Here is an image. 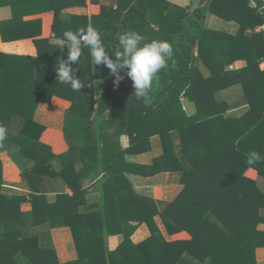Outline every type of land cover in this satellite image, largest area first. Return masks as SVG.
Masks as SVG:
<instances>
[{
	"label": "trees",
	"instance_id": "obj_1",
	"mask_svg": "<svg viewBox=\"0 0 264 264\" xmlns=\"http://www.w3.org/2000/svg\"><path fill=\"white\" fill-rule=\"evenodd\" d=\"M112 1L115 7H101L90 19L73 15L65 22L61 14L85 8L86 0H0V7L12 10L11 20L0 25L2 42L32 39L37 50L36 58L0 52V124L8 129L0 150L15 153L31 193L25 197L3 189L0 162V264H60L55 251L41 248L38 235L29 232L55 218L60 223L51 224L69 228L77 253V260L64 264H193L187 258L200 264H257L256 250L264 248V190L245 173L254 169L264 179V162L246 163L253 150L264 155V72L259 70L264 30L252 37L246 32L264 26L263 2L199 0L189 11L165 0ZM26 9L53 14L50 38L93 27L114 55L119 35L135 30L149 41L167 40L174 55L153 81L147 105L134 97L135 89L123 96L121 85L128 77L114 87L115 77L104 65H93L87 48L72 65L82 82L74 91L56 81L55 66L67 58L66 46L38 39L39 29L22 21ZM208 14L239 27L213 32L205 26ZM239 60L246 62L243 69L225 72ZM255 76L259 80L246 88L243 77ZM238 84L249 109L241 117L225 118L229 106L216 95ZM53 98L69 103L64 120L68 150L58 156L40 141L44 127L32 120L38 104ZM181 98L194 104L193 116L185 114ZM123 135L129 139L125 150L119 143ZM154 136L162 155L150 166L128 163L127 155L147 152ZM92 169L102 173V198L97 211L80 213ZM166 172L180 174L183 186L171 202L141 195L128 178ZM53 180L64 182L72 196L58 195L48 203V188L42 185ZM25 202L31 206L28 212L21 209ZM155 218L168 236L186 232L190 239L166 241ZM143 223L149 237L134 245L131 237ZM117 235L123 241L111 251L108 238Z\"/></svg>",
	"mask_w": 264,
	"mask_h": 264
},
{
	"label": "crops",
	"instance_id": "obj_2",
	"mask_svg": "<svg viewBox=\"0 0 264 264\" xmlns=\"http://www.w3.org/2000/svg\"><path fill=\"white\" fill-rule=\"evenodd\" d=\"M172 5H176L181 9H186L189 11H193L195 7H193V3L191 0H165ZM263 6L261 10H264V0ZM184 3V4H183ZM199 4V0H197L196 5ZM198 5V6H199ZM115 7V4L112 0H96V2H92L91 0H86L85 8H73L69 9L61 14V20L68 21L73 15H82L87 16L89 19L93 16H96L100 13L101 7ZM197 6V7H198ZM196 7V8H197ZM250 7L252 9H256V2L251 1ZM194 8V9H193ZM29 11L30 9H26ZM38 12V11H36ZM33 10L26 13V16L22 18V21L25 22V25L28 26L29 23H32L33 29L35 26L39 29L40 33L38 34V39H47L49 43L53 45H59L57 40L54 38H50L51 29L53 25V14L51 12L41 11L36 13ZM165 13H167L165 11ZM12 18V10L10 6L0 7V25L7 23ZM206 28L211 26L213 29L211 31L218 32H236L238 29V24L234 22H225L212 14H208L205 22ZM29 29V28H28ZM254 29H257V33L264 30V26H257ZM252 30V29H251ZM248 30L246 34L249 32ZM256 33V34H257ZM255 34V35H256ZM254 36V35H253ZM252 37V36H251ZM61 46V45H59ZM66 46V45H64ZM0 52L6 54H15V55H25L27 57L36 58L37 50L32 41V39L25 40H17V41H9L2 42L0 37ZM235 67V72L240 71L246 66V62L244 60L235 61L233 63ZM234 67H230L231 69ZM259 70L264 72V60L260 63ZM203 76H207L209 74L206 73L205 70H201L200 72ZM259 77V76H258ZM238 86H234L226 91V95H221V100L225 101L229 110L225 113V118L228 117H241L244 115L249 107L246 104H237V99L235 98L233 90ZM133 88V82L127 78L123 81L121 85V92L123 96L129 95ZM232 90V91H231ZM229 94V95H228ZM239 94V93H238ZM55 102L53 104L48 105L46 103L38 104L34 114H33V123L43 126L44 130L42 132L40 141L44 144H47L51 147L53 153L58 156L62 155L68 150L67 142L69 139L65 138L64 135V120H65V112L69 106V103L58 99L53 98ZM245 100V99H244ZM182 109L187 116H193L195 114V106L193 103L189 102L181 98ZM51 106L54 113L52 115L45 114L42 111L43 108ZM247 108V109H245ZM244 109V113L240 114L239 111ZM150 149L147 152L140 154H132L127 155L126 159L128 163L137 165V166H150L152 164L153 159L162 155V145L158 136H154L150 138ZM120 147L125 150L129 147V139L127 136L123 135L120 138ZM173 145L176 151L180 148L179 140H173ZM3 146V145H2ZM1 146V147H2ZM13 151L7 150L3 148L0 150V162H1V178L3 189H7L9 192L13 194H22L25 197H30L31 193L28 188L27 182L22 177V170L19 168V165L16 163L17 160L13 158L11 155ZM15 154V153H13ZM22 159V158H21ZM22 165H25V159L23 158L20 161ZM21 168H25V166H21ZM246 177L253 180L257 186L264 190V179L260 178L256 171L253 169L247 170L245 173ZM102 177V173L100 174L97 169H92L89 176L85 180V196L84 203L78 208L80 213L90 211L95 212L99 208V204L101 201V193H100V179ZM93 178V179H92ZM130 183L133 188L139 192L141 195H144L150 199H153L156 202H171L173 201L182 190V186L179 184L180 174L178 173H160L154 176H139L130 174L128 176ZM45 188H48V192L46 194L48 203H53L56 201L58 195L67 194L72 196V192L67 185L62 181L49 182L47 184H43ZM4 192V190H3ZM21 209L25 212L31 210V206L28 202L22 204ZM61 219L55 218L53 221L49 220L47 224L40 226L35 229H31L29 232H35L39 238V244L41 248L45 249H53L56 253L57 261L60 264H64L67 262H73L77 260V253L75 249V245L72 239L71 232L69 228L60 226L58 227L56 224H51L53 222L60 223ZM155 221L163 234L166 241H175V240H189L190 237L186 233L182 232L173 236H168L165 233V230L158 218H155ZM149 237V231L146 225L140 224L136 227L131 241L134 245L139 244L146 240ZM123 241V237L121 235L111 236L108 238V249L113 251L121 242ZM256 260L257 264H264V248H258L256 250Z\"/></svg>",
	"mask_w": 264,
	"mask_h": 264
},
{
	"label": "clouds",
	"instance_id": "obj_3",
	"mask_svg": "<svg viewBox=\"0 0 264 264\" xmlns=\"http://www.w3.org/2000/svg\"><path fill=\"white\" fill-rule=\"evenodd\" d=\"M54 39L59 45H66L68 50L67 58L61 59L59 65L55 66L56 81L70 85L74 91H80L82 82L72 65H77L83 55V49L87 48L93 65H104L115 77L114 87L118 88L120 82L127 76L133 82L134 97L143 99L146 105L153 81L157 74L168 66V61L174 55L167 40L149 41L146 36L135 30H128L119 35V50L114 55L107 52L101 34L93 27L76 32L67 30L61 37ZM121 72L125 75H120ZM7 133V127L0 124V142L5 140ZM259 162H264V155L259 151L247 153L246 163L252 165Z\"/></svg>",
	"mask_w": 264,
	"mask_h": 264
},
{
	"label": "rangeland",
	"instance_id": "obj_4",
	"mask_svg": "<svg viewBox=\"0 0 264 264\" xmlns=\"http://www.w3.org/2000/svg\"><path fill=\"white\" fill-rule=\"evenodd\" d=\"M192 1V3H193V7H197L199 4H197L196 5V3H197V0H191ZM184 4V3H183ZM194 9V8H193ZM208 28H210L211 30H218V29H213L211 26H208ZM257 30V29H256ZM214 32V31H213ZM51 44V43H50ZM53 45V44H52ZM202 49H204L205 51H206V53H209L208 52V49L207 48H205V47H201ZM233 63L234 62H231L229 65H227V68L225 69L226 71L225 72H227V71H229V72H235L234 70H235V67L233 66ZM234 67V68H230V67ZM258 77V76H257ZM256 76H255V78H248L247 80H246V78H244L243 77V83L246 85V88H248V83H249V81H256V80H259L258 78H257ZM235 86H238L237 88H235V90H231L232 92H234V95H237V96H235V98L237 99V104H245V100H244V91H243V88H242V86L241 85H235ZM234 87V86H233ZM239 93V94H238ZM220 94V93H219ZM216 98H217V100H219V101H222L220 98H221V95L220 96H218V95H216ZM186 100V99H185ZM53 102H55L54 100H52L48 105H51V104H53ZM245 109H247V108H245ZM42 111L43 112H45V114H48V115H52L53 113H54V111H53V109H52V107L51 106H48V107H46L45 106V108H43L42 109ZM246 111V110H245ZM244 111V109H241V111H239L240 112V114H242V113H244L245 112ZM47 145V144H46ZM254 170V169H253ZM257 173V172H256ZM258 175V174H257ZM182 186V185H181ZM182 189H183V186H182ZM181 192V191H180ZM58 227H60L61 225H57ZM62 227V226H61ZM184 233H186V232H184ZM187 234V233H186ZM187 235H189V234H187ZM190 237V236H189ZM187 259H189L190 260V262H192L193 264H200L199 262H196V261H194V260H192L191 258H187ZM205 264H210V263H205Z\"/></svg>",
	"mask_w": 264,
	"mask_h": 264
},
{
	"label": "water",
	"instance_id": "obj_5",
	"mask_svg": "<svg viewBox=\"0 0 264 264\" xmlns=\"http://www.w3.org/2000/svg\"><path fill=\"white\" fill-rule=\"evenodd\" d=\"M256 33H257V30H256V29H252V30H250V31L247 33V35H248L249 37H251V36L255 35Z\"/></svg>",
	"mask_w": 264,
	"mask_h": 264
}]
</instances>
